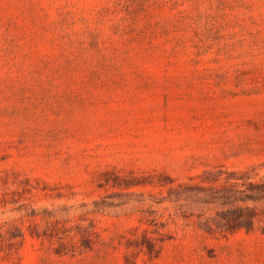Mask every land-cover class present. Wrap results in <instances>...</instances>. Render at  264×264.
<instances>
[{
  "label": "rangeland",
  "instance_id": "1",
  "mask_svg": "<svg viewBox=\"0 0 264 264\" xmlns=\"http://www.w3.org/2000/svg\"><path fill=\"white\" fill-rule=\"evenodd\" d=\"M0 264H264V0H0Z\"/></svg>",
  "mask_w": 264,
  "mask_h": 264
}]
</instances>
